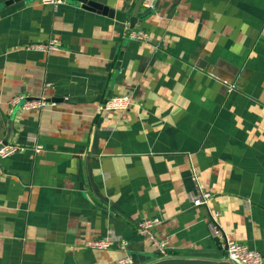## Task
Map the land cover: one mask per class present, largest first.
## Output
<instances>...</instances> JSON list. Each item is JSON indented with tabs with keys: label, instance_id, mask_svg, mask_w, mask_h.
Returning a JSON list of instances; mask_svg holds the SVG:
<instances>
[{
	"label": "crops",
	"instance_id": "1",
	"mask_svg": "<svg viewBox=\"0 0 264 264\" xmlns=\"http://www.w3.org/2000/svg\"><path fill=\"white\" fill-rule=\"evenodd\" d=\"M90 1L127 17L137 2ZM139 13L148 43L73 0H0V142L27 149L0 160V264H117L116 248L84 246L105 237L126 241L132 264L216 260L199 192L228 239L264 258V0ZM49 40L61 47L26 49ZM18 94L50 104L8 115ZM118 96L134 105L97 112ZM153 218L163 257L136 232Z\"/></svg>",
	"mask_w": 264,
	"mask_h": 264
},
{
	"label": "built area",
	"instance_id": "2",
	"mask_svg": "<svg viewBox=\"0 0 264 264\" xmlns=\"http://www.w3.org/2000/svg\"><path fill=\"white\" fill-rule=\"evenodd\" d=\"M43 6H50L56 9L58 6L65 4V0H39ZM141 9L143 11H151L154 9V0H143L141 2ZM123 35L131 41L148 43V35L140 30L130 29L128 24L125 25ZM61 47L60 43L56 40H49L46 43L31 44L26 47L28 50H35L42 53H48L50 51L58 50ZM227 86V92L233 91L235 88L231 84L223 83ZM45 88H50V84H46ZM50 104L44 96L29 97L24 94H18L11 98L7 102L9 115L12 109L18 107L22 111L29 110H41ZM134 105L132 99L128 96H118L110 98L97 107V112H112V111H126ZM27 150L24 146L0 142V160L8 158L14 154L21 153ZM33 152H39L40 146H34L31 148ZM210 194L206 192H199L192 201L195 207H204L209 215L210 226L214 237H217L220 242L221 255L218 259L212 260L221 264H264V258L255 250L249 248L246 245L236 243L228 239L226 233L218 223V213H212L209 211L208 202ZM161 224V221L157 218L144 219L137 223L136 232L140 235H147L151 241L152 247L157 251L160 256L167 254V242L156 238L155 228ZM88 249L92 250H108L116 248L121 252V256L117 259V264H132L133 260L127 250V242L124 240H115L109 237H105L97 240L87 241L84 245Z\"/></svg>",
	"mask_w": 264,
	"mask_h": 264
},
{
	"label": "water",
	"instance_id": "3",
	"mask_svg": "<svg viewBox=\"0 0 264 264\" xmlns=\"http://www.w3.org/2000/svg\"><path fill=\"white\" fill-rule=\"evenodd\" d=\"M73 1L81 4L82 8L101 13L105 16H108L109 18L115 19L116 21L120 23H125L127 21L130 29H133L135 27V25L137 24V21H139V17H141L142 15V13H139V10L141 6V2L143 0H137L130 17H127L126 14L123 12H118L113 9H109L99 3H96L90 0H73ZM147 12H150V11H147ZM3 144H6V142H3ZM213 242L216 246V249L220 251L219 239L217 237H214ZM206 252L208 253L210 251H206ZM155 264H221V263H217V262L209 261V260L189 259L185 261H176V260L161 261Z\"/></svg>",
	"mask_w": 264,
	"mask_h": 264
}]
</instances>
